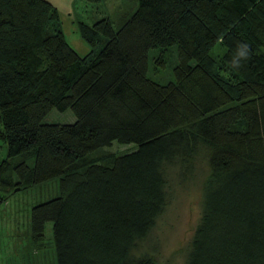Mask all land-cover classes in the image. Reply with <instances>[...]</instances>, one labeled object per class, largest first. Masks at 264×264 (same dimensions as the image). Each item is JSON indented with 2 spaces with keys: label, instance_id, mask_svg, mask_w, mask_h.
Instances as JSON below:
<instances>
[{
  "label": "trees",
  "instance_id": "1",
  "mask_svg": "<svg viewBox=\"0 0 264 264\" xmlns=\"http://www.w3.org/2000/svg\"><path fill=\"white\" fill-rule=\"evenodd\" d=\"M122 19L78 21L81 53L49 0H0V207L58 178L30 215L34 241L53 222L57 264H152L131 248L168 203L167 167L186 176L204 146L187 264H264V0H138ZM174 43L175 78L159 82L149 51ZM53 108L76 119L45 121ZM114 140L136 147L102 150Z\"/></svg>",
  "mask_w": 264,
  "mask_h": 264
},
{
  "label": "rangeland",
  "instance_id": "2",
  "mask_svg": "<svg viewBox=\"0 0 264 264\" xmlns=\"http://www.w3.org/2000/svg\"><path fill=\"white\" fill-rule=\"evenodd\" d=\"M137 5L138 0H79L75 11L87 21H90V16H96V19L109 16L117 28L123 16L132 14ZM62 19L67 41L81 52H85L82 43L85 50L86 47L90 49L86 42H82L78 23L71 21L69 16ZM103 43L104 41L97 46V50ZM177 62V43L155 46L149 51L148 75L159 82L173 80ZM75 119L76 115L71 108L65 111L53 108L44 118L47 122L61 123L73 122ZM135 147V143L114 140L111 145L95 151L102 148L120 154ZM7 155V144L1 141L0 159ZM22 155H14L11 160L16 162ZM208 155V149L202 146L196 156L193 170L188 171L186 176L178 166L167 167L168 203L148 234L133 245L129 260L150 258L152 264H187L194 230L203 210V186L210 172ZM33 158L28 159L31 166ZM58 193L59 180L52 178L8 194L0 207V264H57L53 222L46 224L44 237L34 241L30 232V215L33 205Z\"/></svg>",
  "mask_w": 264,
  "mask_h": 264
},
{
  "label": "crops",
  "instance_id": "3",
  "mask_svg": "<svg viewBox=\"0 0 264 264\" xmlns=\"http://www.w3.org/2000/svg\"><path fill=\"white\" fill-rule=\"evenodd\" d=\"M51 3H53L58 9L59 11L61 12V15H62V18L64 16H69L70 20L73 21V22H77L80 21V20H85L84 17L80 14H77L75 9H76V5H77V2L79 0H49ZM91 19L92 18H96V16H90ZM95 18L91 21L88 20H85L87 22H93L95 20ZM77 27H78V24H77ZM84 42V41H82ZM82 47L84 48L83 51L87 52L89 50V47H86V50H85V45L84 43H82ZM78 50V49H77ZM81 52V50H79ZM85 52H81V53H85Z\"/></svg>",
  "mask_w": 264,
  "mask_h": 264
}]
</instances>
